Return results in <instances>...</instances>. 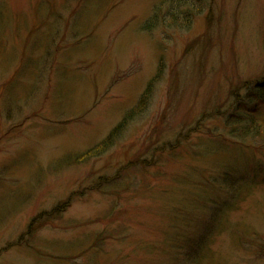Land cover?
I'll return each mask as SVG.
<instances>
[{
  "label": "rangeland",
  "instance_id": "374dc122",
  "mask_svg": "<svg viewBox=\"0 0 264 264\" xmlns=\"http://www.w3.org/2000/svg\"><path fill=\"white\" fill-rule=\"evenodd\" d=\"M160 4L0 0V264H264V140L225 115L264 82V0L148 31Z\"/></svg>",
  "mask_w": 264,
  "mask_h": 264
},
{
  "label": "trees",
  "instance_id": "16d2710c",
  "mask_svg": "<svg viewBox=\"0 0 264 264\" xmlns=\"http://www.w3.org/2000/svg\"><path fill=\"white\" fill-rule=\"evenodd\" d=\"M208 3L209 0H161L153 20L145 23V29L149 31L159 24L184 28L190 25L197 15L204 12L203 10L207 8ZM160 69H162V66ZM160 75L161 72H158L150 79L141 97H139L138 103L125 113L121 121L110 130V133L103 141L81 156H75L74 159L89 161L109 152L129 126L147 110L154 96L157 83L161 78ZM233 97L235 101L231 109L225 114L227 115L226 120L231 126L230 133L232 136L263 141L264 82L256 84L254 88L250 87L245 95L235 92ZM33 222L32 224H34Z\"/></svg>",
  "mask_w": 264,
  "mask_h": 264
}]
</instances>
